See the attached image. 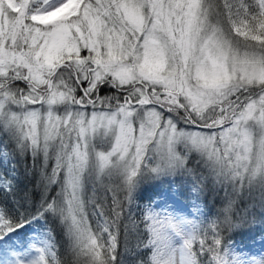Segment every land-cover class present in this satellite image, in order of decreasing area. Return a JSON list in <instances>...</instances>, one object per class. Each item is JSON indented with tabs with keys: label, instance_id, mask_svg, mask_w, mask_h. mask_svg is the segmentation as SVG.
Instances as JSON below:
<instances>
[{
	"label": "snow or ice",
	"instance_id": "snow-or-ice-1",
	"mask_svg": "<svg viewBox=\"0 0 264 264\" xmlns=\"http://www.w3.org/2000/svg\"><path fill=\"white\" fill-rule=\"evenodd\" d=\"M0 264H264V0H0Z\"/></svg>",
	"mask_w": 264,
	"mask_h": 264
},
{
	"label": "trees",
	"instance_id": "trees-1",
	"mask_svg": "<svg viewBox=\"0 0 264 264\" xmlns=\"http://www.w3.org/2000/svg\"><path fill=\"white\" fill-rule=\"evenodd\" d=\"M17 167H18L19 173L21 174L20 179H21L22 183L27 184L29 189H31L32 185L35 183V181H34V179H31V178L29 180H25L23 173L25 171V168H29V169L32 168V161L28 160V158L23 159V160H21L20 164ZM220 196L222 197L223 193H221ZM177 199L186 205H188L190 203L189 201L184 200L183 197L178 196ZM204 199H205L204 197L201 198V202H200L201 208L204 207ZM206 199H207V207L208 208H211V209H213V211H215V208L219 207V198L209 194L206 196ZM254 211H258V209H254ZM260 227L261 226L259 225V223H257V225H256L257 230H259ZM132 243H135L134 238L132 239Z\"/></svg>",
	"mask_w": 264,
	"mask_h": 264
},
{
	"label": "rangeland",
	"instance_id": "rangeland-1",
	"mask_svg": "<svg viewBox=\"0 0 264 264\" xmlns=\"http://www.w3.org/2000/svg\"><path fill=\"white\" fill-rule=\"evenodd\" d=\"M25 159H27V158H25ZM23 160V159H22ZM28 160H31L30 158H28ZM259 245V243H257V246Z\"/></svg>",
	"mask_w": 264,
	"mask_h": 264
}]
</instances>
